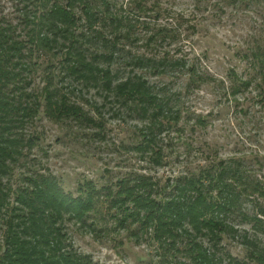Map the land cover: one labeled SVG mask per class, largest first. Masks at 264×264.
Instances as JSON below:
<instances>
[{
  "label": "trees",
  "instance_id": "16d2710c",
  "mask_svg": "<svg viewBox=\"0 0 264 264\" xmlns=\"http://www.w3.org/2000/svg\"><path fill=\"white\" fill-rule=\"evenodd\" d=\"M25 1L28 11L17 25L0 17V264H94L75 249L66 223H83L97 207L110 217L120 214L117 220L122 227L138 223L143 232L151 230L164 254L174 258L161 264H264V244L248 232L242 235L247 259L222 251L226 236L239 235L232 221L235 215L264 235V180L232 164H212L197 175L163 185L142 174L101 188L85 181L76 196L55 175L37 169L21 174L13 184L17 168L36 165L29 158L41 137L29 128L41 114L55 123L92 129L96 138L104 140L107 106H117L120 115L133 113L145 126L140 129V143L131 149L155 166L164 159L159 138L181 118L145 75L121 78L112 66L136 26L148 27L137 15L150 11L145 0H128L133 6L129 12L119 0ZM83 21L86 28L79 31ZM163 38L159 30L149 41ZM251 57L264 76V46ZM41 58H47L46 66ZM128 64L160 74L174 68L188 71L189 86L210 80L194 65L188 68L186 61L169 56L159 61L138 56ZM38 68L47 74L43 86L35 89ZM229 77L233 97L252 84L235 69L229 70ZM73 83L99 91L103 103L94 104L96 116L71 97L78 90ZM65 84L72 90H65Z\"/></svg>",
  "mask_w": 264,
  "mask_h": 264
},
{
  "label": "rangeland",
  "instance_id": "374dc122",
  "mask_svg": "<svg viewBox=\"0 0 264 264\" xmlns=\"http://www.w3.org/2000/svg\"><path fill=\"white\" fill-rule=\"evenodd\" d=\"M122 1L129 12L130 1L119 3ZM144 4L150 11H137V15H141L140 22L149 23L148 27L136 26L131 38L121 44L122 51L112 66L121 78L133 73L145 75L161 97L169 99L173 110H179L178 125L158 140L164 152L163 164L155 166L148 157L144 159L131 149L140 143L145 122L133 113L123 111L120 115L117 106L105 109L104 140L96 138L92 129H81L72 122L55 123L41 114L29 128L41 137L29 158L36 165L17 168L14 185L21 174L37 169L55 175L61 186L76 196L85 181L101 188L119 178L142 174L163 185L197 175L219 162L264 180V76L251 59L252 53L264 46V0H145ZM28 6L25 0H0V17L17 25ZM85 26L83 21L79 31ZM159 30L165 38L150 42L152 32ZM138 56L184 60L188 68L194 65L199 74L213 81L189 86L188 71L174 68L160 74L128 64ZM46 60L40 59L43 66ZM231 69L252 83L237 97L229 93ZM46 74L40 68L35 72V89L43 86ZM73 86L78 90L71 97L96 116L94 104L103 103L99 91L77 87L76 83ZM64 88L72 90L68 84ZM118 217L120 214L110 217L97 207L83 223L67 221L69 239L94 264H161L168 257L174 260L154 241L151 230L143 232L138 223L122 227ZM232 221L239 235L226 236L222 251L247 259L242 235L248 232L263 244L264 235L239 215Z\"/></svg>",
  "mask_w": 264,
  "mask_h": 264
}]
</instances>
